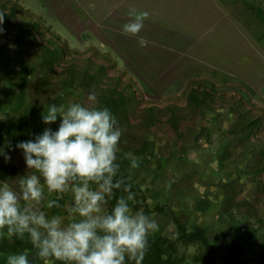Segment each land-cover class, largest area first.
I'll return each mask as SVG.
<instances>
[{"label":"rangeland","instance_id":"obj_1","mask_svg":"<svg viewBox=\"0 0 264 264\" xmlns=\"http://www.w3.org/2000/svg\"><path fill=\"white\" fill-rule=\"evenodd\" d=\"M17 1L22 8L19 13L25 14L24 11L29 10V14L42 17L44 25L51 23L64 35L70 36L68 31L71 30L79 34L82 27H87L103 41L109 37L119 41L132 58H138L137 63L143 64L146 76L152 79L147 88L158 98L167 93H179L185 78L210 76L216 82L233 83V86L243 88L256 105L264 107V0H251L254 6L252 13L243 0H233L235 9L229 13V22L226 19L228 13L221 11L219 19L218 14L209 13L213 11L209 6L202 8L201 0H102L104 9L106 5L118 6L117 11L123 9L122 14L111 12L109 18H113V22L109 21L103 28L100 24L103 17L93 15L92 19L75 21L77 18L70 16L71 23H65L62 19L66 17L58 16L51 10L57 11V8L61 11L64 4L70 5L73 0H49L44 4L42 0ZM25 4L31 7L27 8ZM130 9H134L136 14L150 13L142 30L152 34H172L186 39L187 30L200 32L199 29H203L205 36L201 34L203 37L200 39L194 38L191 47H153L151 42L164 43L150 38L143 40L147 41L146 45L143 41L136 45L134 36L127 37L118 30L132 18L129 16ZM213 16L216 18L212 19ZM106 28L113 30L107 31ZM97 40L87 37L81 47L85 48L90 42L101 46L102 42ZM15 58H19L16 51L0 45V118L27 120L36 135L42 134L45 128L56 131L60 118L53 124L45 125L42 113L51 104L67 107L70 103H80V100L71 90L51 96L45 102L33 100L35 98L30 92L32 65L21 66L13 61ZM164 61L172 65L166 71L163 68L156 71L154 63ZM148 96L146 94L143 98ZM207 116L201 133L195 139V149L134 157L139 164L135 169L131 167V158L118 149L116 163L132 180L140 183L150 200L169 207L163 212L148 215L155 218L159 225L158 231L150 233L152 237L170 229L171 217L175 214L188 226L199 223L205 227L214 241L216 254L222 259L221 264H264V193L258 192L255 181L239 172L246 155L236 140L224 134L227 123L218 113H208ZM158 140L161 139L158 137ZM4 152L10 159L0 155V182L14 185L17 177L28 171L24 154L22 150ZM69 194L72 196L71 192ZM46 196L58 199L61 207L44 210L49 215L64 216L67 204L53 193L46 192ZM242 215L247 219L242 220ZM253 232L257 235L247 239L246 236ZM0 251L10 254L27 252L29 264H44L27 235L23 239L13 237L11 240L0 237ZM51 264L62 262L52 261Z\"/></svg>","mask_w":264,"mask_h":264},{"label":"trees","instance_id":"obj_2","mask_svg":"<svg viewBox=\"0 0 264 264\" xmlns=\"http://www.w3.org/2000/svg\"><path fill=\"white\" fill-rule=\"evenodd\" d=\"M19 10L22 8L17 0H0V13L5 15L0 25L3 28L0 45L18 53L19 58L13 60L17 64L32 65L33 100L45 102L51 96L71 90L82 105H88L87 96L94 92L97 103L91 106L107 107L113 113L123 129L118 149L133 157L195 149V139L208 119L207 114L218 113L227 123L224 134L236 140L246 155L239 172L255 181L258 192L264 193V107L256 105L246 90L233 83L216 82L210 76H190L184 79L179 93L158 98L147 88L152 79L146 76L143 64L137 63L138 58H132L119 41L112 37L103 41L89 28L79 34L68 31L70 37L54 29L51 23L44 25L41 15L40 19L29 14V10L25 14ZM87 37L97 38L101 46L90 42L81 47ZM135 40L137 45L139 40ZM171 65L164 61L154 63L153 67L156 71L162 68L166 71ZM146 94L147 99L143 98ZM36 136L27 120L0 118V148L4 151L17 153L18 143L34 140ZM118 177L132 185L133 212L149 215L169 208L150 200L140 183L120 166ZM53 194L61 198L60 194ZM120 195L126 193L118 191L117 196ZM61 200L68 205L72 196L65 193ZM114 204L115 200H110L108 210ZM64 216L67 218V211ZM241 218L247 219L243 215ZM171 223L170 229L154 237L149 234V249L142 264H221L214 241L203 225L188 226L175 214ZM256 235L253 232L246 237ZM9 254L0 251V264H7Z\"/></svg>","mask_w":264,"mask_h":264},{"label":"clouds","instance_id":"obj_3","mask_svg":"<svg viewBox=\"0 0 264 264\" xmlns=\"http://www.w3.org/2000/svg\"><path fill=\"white\" fill-rule=\"evenodd\" d=\"M149 15L130 9L132 18L122 26V33L138 35ZM4 16L0 13V25ZM87 100L88 105H49L42 122L50 125L59 117L58 129L45 128L34 140L16 145L23 151L28 171L14 185L0 182V237L11 240L27 235L44 264H142L149 234L158 231L159 225L143 211L133 212L132 185L118 177L123 129L107 107L91 106L97 103L94 92ZM0 155L10 159L2 148ZM126 156L133 169L139 166L131 153ZM118 191L126 195L117 196ZM46 192L61 198L71 192V203L65 206L67 218L44 210L61 207ZM110 200L115 204L108 210ZM7 264H29L28 253L9 254Z\"/></svg>","mask_w":264,"mask_h":264},{"label":"crops","instance_id":"obj_4","mask_svg":"<svg viewBox=\"0 0 264 264\" xmlns=\"http://www.w3.org/2000/svg\"><path fill=\"white\" fill-rule=\"evenodd\" d=\"M42 1H43L42 4H44L45 2L47 3L49 0H42ZM222 1H223V3H221V0H201V1H199V3H201L203 5L202 8L209 6L211 8V10H213V11H209V13L218 14V18L220 16L221 11L224 12V14L228 13V14H226V15H228L227 16L228 18H226V17L225 18L229 22L231 20V19H229V13L231 12V9H235V2L233 0H222ZM243 3L247 4L250 12L252 13V8L254 6L252 5L251 0H249V2H248V0H243ZM25 5L27 8L31 7L29 4H25ZM39 5H41V4L39 3ZM192 5L195 6L194 3ZM49 6H50V4H49ZM63 6L64 7L61 10L62 12L60 10H58L57 8H55L57 11H55L54 9H51L53 12L57 13L58 16H62V17L67 18V19H62L63 22L71 23L72 19L69 18L70 16L76 17L77 19H75V21H79L81 19L84 20L85 18L86 19H88V18L92 19L91 16L96 15V16H100L101 18L103 17L100 21L101 27L104 24L108 25L109 21L113 22V18L112 19H111V17L109 18V15L111 14V12L113 14L115 13V15H118V14H122V10H123L119 7L118 9H121V10L117 11L118 6L116 7V5H113L111 7H109V5H106V9H104L103 6H105V3L102 0H73V2L70 5L64 4ZM132 7L133 6H131V8ZM219 7H221V8H219ZM214 11H215V13H214ZM37 14L40 15L39 13H37ZM100 14H102V15H100ZM87 15H89V16H87ZM214 18H216V17L213 16L212 19H214ZM233 19L235 20V18H233ZM115 21H117V19H115ZM85 28H87V27H82L81 29H85ZM102 28H101V30H104ZM106 30L109 31V30H113V29L106 28ZM118 30L122 31V26L121 27L119 26ZM199 30H200V32H195L194 30H191V29L187 30L186 39L188 38L189 41H192L191 43H189L188 39L186 40L183 37L178 38L177 36H174L172 34L171 35L164 34L163 36L160 34L155 35V34H152L148 31H146V30H141L140 33L134 37H135V39L139 40L138 42L143 41L145 38H150V39H153L155 41L158 40L157 42L162 41L164 43V44H155V43L152 44V42H151L150 44H151V46L154 45L153 47H161V45L162 46L167 45V46H170L171 48L172 47L181 48L182 45L186 46V47H189V46L191 47V46H193L194 38H195V40H197V39H200V37L205 36V34H202L204 32L203 29H199ZM201 34L203 36H201ZM174 52L175 51H173V53H171L172 56H173Z\"/></svg>","mask_w":264,"mask_h":264}]
</instances>
